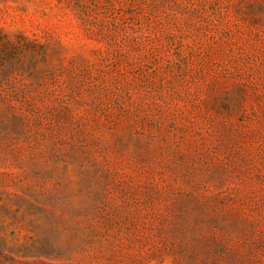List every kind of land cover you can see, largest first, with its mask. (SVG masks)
I'll return each instance as SVG.
<instances>
[{"label": "rangeland", "instance_id": "obj_1", "mask_svg": "<svg viewBox=\"0 0 264 264\" xmlns=\"http://www.w3.org/2000/svg\"><path fill=\"white\" fill-rule=\"evenodd\" d=\"M0 264H264V0H0Z\"/></svg>", "mask_w": 264, "mask_h": 264}]
</instances>
